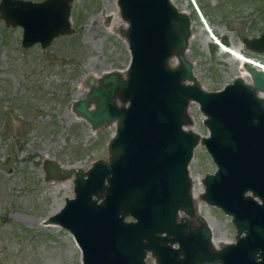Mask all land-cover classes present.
<instances>
[{"label": "water", "instance_id": "water-1", "mask_svg": "<svg viewBox=\"0 0 264 264\" xmlns=\"http://www.w3.org/2000/svg\"><path fill=\"white\" fill-rule=\"evenodd\" d=\"M71 1L0 0V18L22 28V47L44 48L74 32ZM116 3L126 22L119 34L130 53L127 67L96 81L89 76L84 96L72 101L91 129L114 124L108 155L85 169L43 160L44 179L73 183V195L45 222L72 234L82 264H264V238L236 235L216 245L202 215L194 230L187 219L196 211L189 163L198 144L215 167L201 178L206 204L230 212L234 226L240 203L256 213L264 205L251 195L264 193V70L242 62L247 81L239 74L219 89H205L186 55V11L172 0ZM242 42L264 52V30ZM190 101L198 104L205 134L189 127Z\"/></svg>", "mask_w": 264, "mask_h": 264}, {"label": "rangeland", "instance_id": "rangeland-1", "mask_svg": "<svg viewBox=\"0 0 264 264\" xmlns=\"http://www.w3.org/2000/svg\"><path fill=\"white\" fill-rule=\"evenodd\" d=\"M172 2L189 11L193 37L186 55L205 89H219L240 73L239 59L222 50L213 33L226 45H242L243 54L264 62V52L252 51L242 42V37L264 30V0ZM116 8V0H72L74 32L55 37L44 48L39 43L22 47V28L0 18V264H82L72 234L45 222L66 196L73 195L72 179L46 180L42 164L52 158L63 167L85 169L96 158H107L106 143L114 124L91 129L73 112L72 101L84 96L89 76L96 81L106 71L123 73L127 67L130 53L117 26L126 22L119 16L114 23ZM188 111L191 127L205 134L195 101H190ZM214 168L198 144L189 163L192 184L203 190L197 178ZM195 204L212 236L230 241L225 213L202 199Z\"/></svg>", "mask_w": 264, "mask_h": 264}, {"label": "flooded vegetation", "instance_id": "flooded-vegetation-1", "mask_svg": "<svg viewBox=\"0 0 264 264\" xmlns=\"http://www.w3.org/2000/svg\"><path fill=\"white\" fill-rule=\"evenodd\" d=\"M245 194H251L250 190H246ZM251 195L259 204H264V193H261V195L258 193L255 195ZM194 206L196 207L194 215H187L191 230H194L200 223L198 215H201V213L199 212V209L197 208L195 202ZM260 210L264 211V205L261 206L259 211L256 213L253 208L247 203H240L236 210V215L238 218L237 226H234L232 222V215L230 214V212L225 213L228 218L227 224L229 226L230 239L233 240L236 238V235H238V237H242L245 239H257L262 241V239L264 238V212L261 213ZM180 216H182V214H180ZM175 245H178V243H176Z\"/></svg>", "mask_w": 264, "mask_h": 264}, {"label": "bare ground", "instance_id": "bare-ground-1", "mask_svg": "<svg viewBox=\"0 0 264 264\" xmlns=\"http://www.w3.org/2000/svg\"><path fill=\"white\" fill-rule=\"evenodd\" d=\"M186 12L188 13L189 11H186ZM119 20H120L119 19V12H118V9L116 8L115 9V21H114V23L116 22V24H117V22ZM117 26L124 28L125 27V23L119 24ZM213 35L215 36V37H213L215 39V42L218 43V45L220 46V48L222 50L228 51L229 53L233 54L235 57H237L239 59V62H240V65L238 67L240 69V73L239 74H242L244 77L248 76L247 72L245 71L244 67L242 66V62H249L252 65L256 66L258 69H263L264 70V62L257 61L255 59H253L251 57H248L245 54H243L242 53L243 51L241 50L242 47H243L242 45H238L236 47H234V45L233 46L226 45L214 33H213ZM190 37H193V34H191ZM191 125H189V127H191ZM197 179L201 180V177H198ZM201 193H202V188H197L196 186H194V184H192V197H193L194 202L197 203V201L201 199L200 198ZM212 238H213L214 244H216V245L218 243H221V242H227V240H222V239L219 240V239H215L214 237H212Z\"/></svg>", "mask_w": 264, "mask_h": 264}]
</instances>
